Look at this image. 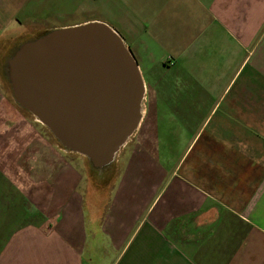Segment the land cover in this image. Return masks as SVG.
I'll use <instances>...</instances> for the list:
<instances>
[{
	"label": "crops",
	"instance_id": "crops-1",
	"mask_svg": "<svg viewBox=\"0 0 264 264\" xmlns=\"http://www.w3.org/2000/svg\"><path fill=\"white\" fill-rule=\"evenodd\" d=\"M36 1L0 0V42ZM109 3L145 80L140 128L90 179L10 126L0 90V264H264V0Z\"/></svg>",
	"mask_w": 264,
	"mask_h": 264
},
{
	"label": "water",
	"instance_id": "water-1",
	"mask_svg": "<svg viewBox=\"0 0 264 264\" xmlns=\"http://www.w3.org/2000/svg\"><path fill=\"white\" fill-rule=\"evenodd\" d=\"M122 36L103 23L45 32L5 66L13 100L67 152L105 170L143 118L145 80Z\"/></svg>",
	"mask_w": 264,
	"mask_h": 264
},
{
	"label": "rangeland",
	"instance_id": "rangeland-1",
	"mask_svg": "<svg viewBox=\"0 0 264 264\" xmlns=\"http://www.w3.org/2000/svg\"><path fill=\"white\" fill-rule=\"evenodd\" d=\"M74 1L75 0H37L35 4L36 9L34 10V13H32L33 18L31 17L28 20L29 22L23 24L24 28L27 29L23 34L24 36H13V39H10L9 42H0V90L4 91L5 94V99L3 100L5 110L8 111V115L10 116L9 118H12L9 124L10 126L13 125V127H15L17 125H28L30 131L32 128L41 130L40 132H42L44 145L57 149L59 153H62L67 157V161H72L75 165H82V167L85 169V173L88 172L90 179L99 176L100 178H104V180L109 181L111 175H109L108 172H113V167L116 163L114 162L105 170H95L92 168L88 161L89 159L86 157L65 151L59 145V142L46 129V127H44V125L39 123L34 117L28 114L26 110L22 109L15 103L13 100L12 89L7 82L8 79L5 73V66L7 65L10 56V51L7 52V50H10V46H13V54L14 50L17 49L21 44L29 40H33L40 35H43L45 32L61 28L64 29L76 25L80 26L84 23L86 24L90 22L103 23L109 27L113 26L114 23L116 24L117 20H114L113 16L109 18L110 3L108 5V0H104L105 4H100V2L96 3L93 8H91L92 6L89 4L88 0L87 5H84L83 9H76V4ZM22 121L25 123H22ZM31 133L34 137V130H32ZM106 175H108V177ZM1 220L2 217L0 219V223Z\"/></svg>",
	"mask_w": 264,
	"mask_h": 264
}]
</instances>
